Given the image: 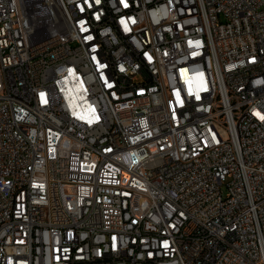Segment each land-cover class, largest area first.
I'll list each match as a JSON object with an SVG mask.
<instances>
[{
	"label": "built area",
	"instance_id": "2783aa9c",
	"mask_svg": "<svg viewBox=\"0 0 264 264\" xmlns=\"http://www.w3.org/2000/svg\"><path fill=\"white\" fill-rule=\"evenodd\" d=\"M264 0H0V264H264Z\"/></svg>",
	"mask_w": 264,
	"mask_h": 264
},
{
	"label": "snow or ice",
	"instance_id": "6c2138e0",
	"mask_svg": "<svg viewBox=\"0 0 264 264\" xmlns=\"http://www.w3.org/2000/svg\"><path fill=\"white\" fill-rule=\"evenodd\" d=\"M262 118H264V117H262Z\"/></svg>",
	"mask_w": 264,
	"mask_h": 264
}]
</instances>
